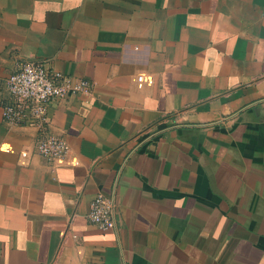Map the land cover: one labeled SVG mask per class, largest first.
<instances>
[{
    "label": "crops",
    "instance_id": "crops-1",
    "mask_svg": "<svg viewBox=\"0 0 264 264\" xmlns=\"http://www.w3.org/2000/svg\"><path fill=\"white\" fill-rule=\"evenodd\" d=\"M25 61L90 83L61 160L1 121ZM0 264H264V0H0Z\"/></svg>",
    "mask_w": 264,
    "mask_h": 264
},
{
    "label": "built area",
    "instance_id": "built-area-1",
    "mask_svg": "<svg viewBox=\"0 0 264 264\" xmlns=\"http://www.w3.org/2000/svg\"><path fill=\"white\" fill-rule=\"evenodd\" d=\"M89 89L88 80L51 69L42 61L22 62L4 82L5 101L1 105V121L7 127L34 128L37 132L36 152L48 162L61 160L68 146L62 136L48 131V106L58 99L87 94ZM113 208L110 197L96 193L85 214L87 223L100 231L114 228Z\"/></svg>",
    "mask_w": 264,
    "mask_h": 264
}]
</instances>
